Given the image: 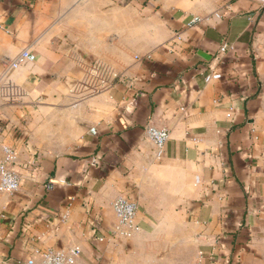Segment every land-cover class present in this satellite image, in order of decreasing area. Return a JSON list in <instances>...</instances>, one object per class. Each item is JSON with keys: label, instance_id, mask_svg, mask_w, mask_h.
Returning <instances> with one entry per match:
<instances>
[{"label": "crops", "instance_id": "crops-1", "mask_svg": "<svg viewBox=\"0 0 264 264\" xmlns=\"http://www.w3.org/2000/svg\"><path fill=\"white\" fill-rule=\"evenodd\" d=\"M4 149L0 264H264V0H0Z\"/></svg>", "mask_w": 264, "mask_h": 264}, {"label": "built area", "instance_id": "built-area-1", "mask_svg": "<svg viewBox=\"0 0 264 264\" xmlns=\"http://www.w3.org/2000/svg\"><path fill=\"white\" fill-rule=\"evenodd\" d=\"M201 22V19L194 17L188 24V27L197 26ZM230 47L224 43L221 45L219 52L220 54L226 53ZM148 58V57H147ZM147 60V59H146ZM35 56L28 52L23 51L18 61H14L11 64V68L15 69L19 63L22 62H34ZM220 79L219 74H210L205 77V81ZM91 85L92 82H90ZM106 81L99 79L98 85L92 89V94L99 93L102 89H107ZM94 132V131H92ZM147 137L150 142L154 145L157 153V157L160 158L163 154L164 145L169 139V133L165 129H156L149 127L146 131ZM15 162L14 152L11 149H4V156L0 158V193L13 194L17 192L20 188V176L11 167ZM113 211L118 222V235L123 238H130L133 234L138 231V226L135 223V216L137 211V206L131 200L125 197H119L113 203ZM39 261L36 263L29 260L27 264H75L76 259L80 255V251L77 248L70 249L66 252L58 250H45L40 253Z\"/></svg>", "mask_w": 264, "mask_h": 264}]
</instances>
